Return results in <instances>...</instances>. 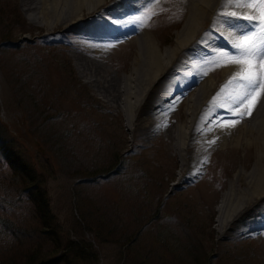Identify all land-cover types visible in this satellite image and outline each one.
Returning a JSON list of instances; mask_svg holds the SVG:
<instances>
[{
  "label": "rangeland",
  "instance_id": "obj_1",
  "mask_svg": "<svg viewBox=\"0 0 264 264\" xmlns=\"http://www.w3.org/2000/svg\"><path fill=\"white\" fill-rule=\"evenodd\" d=\"M174 13L142 8L133 20L171 42L185 22ZM39 25L23 0H0V46H6L0 51V127L32 164L60 240L84 245L94 257L78 264H264L262 245L237 242L220 230L214 211L223 193L203 195L202 183H180L182 159L172 155L163 135L151 144L138 142L123 114L80 77L71 57L75 49L67 44L73 33H50ZM201 46L199 58H214L217 51ZM133 59L121 51L112 63L120 71L105 66L125 76ZM239 156L233 166L241 170L244 153ZM218 157L214 163L208 159V173L201 174L200 180L212 183L205 181L210 191L216 176L229 181L234 175L225 155ZM5 158L0 153V218L31 238L21 244L6 232L0 235V262L12 257L24 264L39 241L47 254L54 247L33 236L39 226L34 204Z\"/></svg>",
  "mask_w": 264,
  "mask_h": 264
},
{
  "label": "bare ground",
  "instance_id": "obj_2",
  "mask_svg": "<svg viewBox=\"0 0 264 264\" xmlns=\"http://www.w3.org/2000/svg\"><path fill=\"white\" fill-rule=\"evenodd\" d=\"M23 5L30 19L50 33H73L67 44L75 49L71 57L80 77L109 108L123 114L138 142L151 144L155 135H163L172 155L182 159L180 183H202L203 195L223 193L214 213L225 236L262 245L264 253V93L251 116L225 127L237 119L228 110L236 84L228 81L239 67L223 60L219 66L212 63L217 56L199 58L202 44L217 52L233 51L230 45L246 22L225 14L253 10L227 0H23ZM142 8L180 12L185 22L171 42L161 40L133 20ZM121 51L134 57L125 76L105 66L119 70L112 63ZM241 151L239 170L233 165ZM217 155H225L224 164L233 166L234 175L229 181L216 176L210 191L212 183L200 179L208 173V159L214 163Z\"/></svg>",
  "mask_w": 264,
  "mask_h": 264
},
{
  "label": "trees",
  "instance_id": "obj_3",
  "mask_svg": "<svg viewBox=\"0 0 264 264\" xmlns=\"http://www.w3.org/2000/svg\"><path fill=\"white\" fill-rule=\"evenodd\" d=\"M8 46V44H7ZM6 46H0V51ZM0 153L5 155V160L10 162V165L15 172V178H22V192L29 196L35 207V219L39 225L35 231H32L33 236L38 235L40 240L45 237L49 244H53V249L50 254L40 248L39 241L37 249L33 250V255H30L24 264H78V262H91L94 257L88 255L84 249V245L69 242L65 244L60 240L59 227L56 217L51 211L47 193L41 185L37 184V177L32 169V164L25 161V156L15 147L14 140L6 135L3 127H0ZM16 158L17 162L13 159ZM8 233L14 239H19L22 243L27 242L31 235L21 227L16 226L12 221L0 218V235ZM31 234V233H30ZM23 236V237H22ZM21 253V252H20ZM15 257V256H13ZM0 264H19L11 257Z\"/></svg>",
  "mask_w": 264,
  "mask_h": 264
},
{
  "label": "snow or ice",
  "instance_id": "obj_4",
  "mask_svg": "<svg viewBox=\"0 0 264 264\" xmlns=\"http://www.w3.org/2000/svg\"><path fill=\"white\" fill-rule=\"evenodd\" d=\"M235 7H246L254 14L239 15L233 11L227 17L242 19L241 31L236 33L238 39L230 47L233 51L214 53L218 57L212 63L220 65L223 60L228 65L238 66L239 70L230 78L228 84H236V92L230 97L233 107L231 116L237 117L224 124L235 127L245 115L251 116L259 97L264 93V0H227Z\"/></svg>",
  "mask_w": 264,
  "mask_h": 264
}]
</instances>
